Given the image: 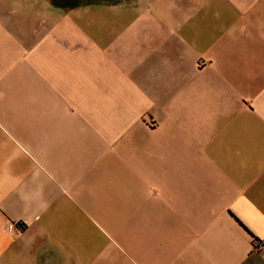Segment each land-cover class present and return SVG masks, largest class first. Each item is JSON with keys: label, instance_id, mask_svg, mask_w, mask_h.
I'll list each match as a JSON object with an SVG mask.
<instances>
[{"label": "crops", "instance_id": "0c3cea01", "mask_svg": "<svg viewBox=\"0 0 264 264\" xmlns=\"http://www.w3.org/2000/svg\"><path fill=\"white\" fill-rule=\"evenodd\" d=\"M254 240L264 0H0V264H264Z\"/></svg>", "mask_w": 264, "mask_h": 264}, {"label": "built area", "instance_id": "2783aa9c", "mask_svg": "<svg viewBox=\"0 0 264 264\" xmlns=\"http://www.w3.org/2000/svg\"><path fill=\"white\" fill-rule=\"evenodd\" d=\"M16 228H17V227H16L15 224H13V223H9V224H8V227H7V230H8L9 232H13ZM253 247H254L255 250H261V249L264 248V245H263V242H261V241H255V240H254V246H253Z\"/></svg>", "mask_w": 264, "mask_h": 264}, {"label": "rangeland", "instance_id": "374dc122", "mask_svg": "<svg viewBox=\"0 0 264 264\" xmlns=\"http://www.w3.org/2000/svg\"><path fill=\"white\" fill-rule=\"evenodd\" d=\"M54 2L62 3L63 5L70 6L75 2H89L90 0H52Z\"/></svg>", "mask_w": 264, "mask_h": 264}]
</instances>
